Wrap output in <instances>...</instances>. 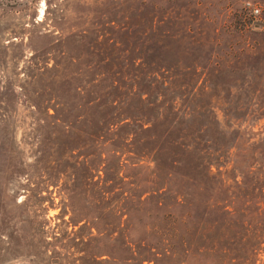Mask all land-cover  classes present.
<instances>
[{
	"label": "rangeland",
	"instance_id": "rangeland-1",
	"mask_svg": "<svg viewBox=\"0 0 264 264\" xmlns=\"http://www.w3.org/2000/svg\"><path fill=\"white\" fill-rule=\"evenodd\" d=\"M245 12L248 30L237 23ZM263 24L264 0H0V264H264V251H242L236 241L224 244L227 253H205L197 235L224 225L218 209L203 205L192 218L183 212L189 245L170 238L172 247L161 246L159 233L144 228L156 199L142 203L152 194H142L152 185L141 167L149 157L97 140L86 103L100 84L143 88L150 69L173 65L170 80L191 85L168 93H200L225 143L236 137L219 152L209 140L205 151L243 167L258 157L264 117L223 113L263 109L247 95L259 94L264 79L240 84L247 67L238 55ZM249 149L253 158L244 157ZM230 218L232 235L239 228Z\"/></svg>",
	"mask_w": 264,
	"mask_h": 264
},
{
	"label": "trees",
	"instance_id": "trees-1",
	"mask_svg": "<svg viewBox=\"0 0 264 264\" xmlns=\"http://www.w3.org/2000/svg\"><path fill=\"white\" fill-rule=\"evenodd\" d=\"M249 20L245 12L237 23L243 30H248L245 25ZM254 34H259L260 39L246 42L247 45L238 50L247 67L239 77L243 85L264 79V31ZM173 67L163 63L150 69L143 88L136 89L131 87V83L116 80L100 84L99 94L86 100L95 111L91 121L97 140L109 141L115 148L126 146L134 154L149 157L141 167L149 172L150 177L152 175L151 180L146 179L152 185H147L142 194L150 191L152 194L142 203L150 197L156 199L151 211L144 210L143 215L151 219L144 228L149 233H159L161 246L172 247L174 242H169L170 238L183 243V246L189 245V229L185 226L183 212L187 218H192L190 209L203 205L210 211L218 209L220 214L216 217L220 219L219 225H224L220 230L217 222L213 225V233L207 230L197 235V242L205 253H227L229 248L224 244L236 241L240 250L258 255L264 251V135H258L257 142L261 146L256 151L258 157L250 162L243 159V167L233 161H221L219 155L218 158L213 157L210 151H205L209 140H213L218 146L214 150L219 152L222 146H235L236 137L225 143L221 120L217 113L204 110L200 93L193 92L190 98L184 96L185 93L180 96L168 93L180 85V89L191 85L189 81L179 83L170 80ZM200 85L196 89L203 91L205 87ZM258 90L259 94L255 90L250 91L247 101L258 103L262 110L224 112V116L235 121L264 117V84ZM184 104L191 107L190 111L183 110ZM77 119L85 122L81 117ZM228 126L232 127V124ZM208 128L216 132L212 139L206 136ZM255 143L248 145L254 149ZM247 152L244 157L253 158L254 152L250 149ZM213 165L215 171L212 170ZM205 192L213 194L215 199H205ZM190 194L192 199L188 198ZM225 215H231L234 226L239 228L232 235L227 229L229 220ZM178 225L183 227V231L178 230ZM126 243L130 249L129 242ZM144 260L148 258L140 257V262Z\"/></svg>",
	"mask_w": 264,
	"mask_h": 264
},
{
	"label": "built area",
	"instance_id": "built-area-1",
	"mask_svg": "<svg viewBox=\"0 0 264 264\" xmlns=\"http://www.w3.org/2000/svg\"><path fill=\"white\" fill-rule=\"evenodd\" d=\"M255 12H257V9H254Z\"/></svg>",
	"mask_w": 264,
	"mask_h": 264
}]
</instances>
